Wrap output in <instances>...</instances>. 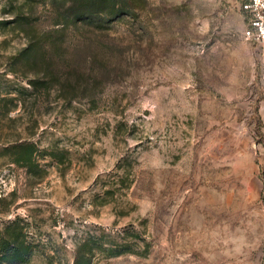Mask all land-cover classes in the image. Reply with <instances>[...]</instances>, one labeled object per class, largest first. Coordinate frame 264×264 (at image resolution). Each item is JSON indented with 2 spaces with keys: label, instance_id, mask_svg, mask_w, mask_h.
<instances>
[{
  "label": "rangeland",
  "instance_id": "rangeland-1",
  "mask_svg": "<svg viewBox=\"0 0 264 264\" xmlns=\"http://www.w3.org/2000/svg\"><path fill=\"white\" fill-rule=\"evenodd\" d=\"M245 27L239 0H0V238L21 264H264Z\"/></svg>",
  "mask_w": 264,
  "mask_h": 264
},
{
  "label": "built area",
  "instance_id": "built-area-1",
  "mask_svg": "<svg viewBox=\"0 0 264 264\" xmlns=\"http://www.w3.org/2000/svg\"><path fill=\"white\" fill-rule=\"evenodd\" d=\"M245 22L244 38L264 50V0H239Z\"/></svg>",
  "mask_w": 264,
  "mask_h": 264
},
{
  "label": "trees",
  "instance_id": "trees-1",
  "mask_svg": "<svg viewBox=\"0 0 264 264\" xmlns=\"http://www.w3.org/2000/svg\"><path fill=\"white\" fill-rule=\"evenodd\" d=\"M28 253L24 242L18 240V236L4 235L0 238V263L21 264L28 260ZM77 262L79 263V259Z\"/></svg>",
  "mask_w": 264,
  "mask_h": 264
}]
</instances>
